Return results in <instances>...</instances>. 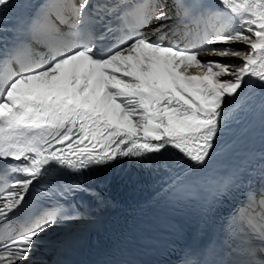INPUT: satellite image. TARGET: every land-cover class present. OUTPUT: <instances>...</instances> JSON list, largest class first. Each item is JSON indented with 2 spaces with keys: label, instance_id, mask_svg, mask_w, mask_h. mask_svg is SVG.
Masks as SVG:
<instances>
[{
  "label": "snow or ice",
  "instance_id": "snow-or-ice-1",
  "mask_svg": "<svg viewBox=\"0 0 264 264\" xmlns=\"http://www.w3.org/2000/svg\"><path fill=\"white\" fill-rule=\"evenodd\" d=\"M23 31L0 48V264H28L43 233L80 219L75 192L103 202L69 176L172 149L190 164L173 184L194 186L249 106L245 81L264 86V0H43ZM225 237L237 264H264V182H249Z\"/></svg>",
  "mask_w": 264,
  "mask_h": 264
},
{
  "label": "bare ground",
  "instance_id": "bare-ground-1",
  "mask_svg": "<svg viewBox=\"0 0 264 264\" xmlns=\"http://www.w3.org/2000/svg\"><path fill=\"white\" fill-rule=\"evenodd\" d=\"M235 46L236 47H241V45H235ZM229 62H231V63H239V61L235 60L234 58H229ZM80 222H83V221L80 220ZM62 230L65 231V232L68 231V229L65 228V227H63Z\"/></svg>",
  "mask_w": 264,
  "mask_h": 264
}]
</instances>
